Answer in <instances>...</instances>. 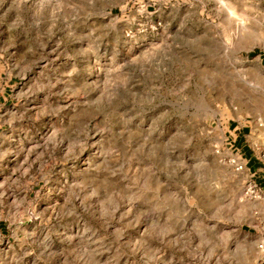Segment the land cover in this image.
Returning a JSON list of instances; mask_svg holds the SVG:
<instances>
[{"label": "rangeland", "instance_id": "1", "mask_svg": "<svg viewBox=\"0 0 264 264\" xmlns=\"http://www.w3.org/2000/svg\"><path fill=\"white\" fill-rule=\"evenodd\" d=\"M232 121L264 0H0V264H264Z\"/></svg>", "mask_w": 264, "mask_h": 264}, {"label": "crops", "instance_id": "2", "mask_svg": "<svg viewBox=\"0 0 264 264\" xmlns=\"http://www.w3.org/2000/svg\"><path fill=\"white\" fill-rule=\"evenodd\" d=\"M158 4L161 0H155ZM232 132H236L235 143L241 148V155L247 164V169L251 175L254 176V182L259 187L264 196V164L260 159L251 151L249 145L246 144L247 140V128L240 125L237 121H232L229 125V129Z\"/></svg>", "mask_w": 264, "mask_h": 264}, {"label": "built area", "instance_id": "3", "mask_svg": "<svg viewBox=\"0 0 264 264\" xmlns=\"http://www.w3.org/2000/svg\"><path fill=\"white\" fill-rule=\"evenodd\" d=\"M232 166L236 173L242 174V173H246V170H248L245 160L243 159L242 155L239 154L238 152H235L234 154V157L232 160ZM246 193L250 195V197H252L253 199H260V200L262 199L260 195L262 192L260 191L259 187L256 184L253 185L250 182H248ZM260 230H261V240H260L258 247L262 252H264V225L261 227Z\"/></svg>", "mask_w": 264, "mask_h": 264}]
</instances>
